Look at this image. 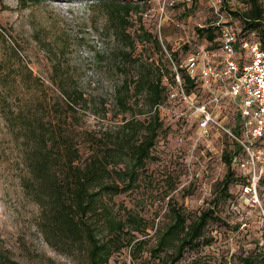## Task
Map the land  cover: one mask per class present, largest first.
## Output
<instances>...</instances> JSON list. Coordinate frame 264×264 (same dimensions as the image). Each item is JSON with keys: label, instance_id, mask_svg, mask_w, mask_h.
I'll use <instances>...</instances> for the list:
<instances>
[{"label": "rangeland", "instance_id": "obj_1", "mask_svg": "<svg viewBox=\"0 0 264 264\" xmlns=\"http://www.w3.org/2000/svg\"><path fill=\"white\" fill-rule=\"evenodd\" d=\"M20 1L0 0V263L87 264L84 254L48 244L38 226L40 206L22 183L30 176L26 160L30 134L23 123L43 120L49 128L61 126L85 148L86 133L114 123V87L126 77L131 80L133 73L157 60L152 65L156 74L160 71L164 84L174 86L168 55L162 56L139 29L142 25L157 33L156 19L164 0H134L144 5L143 19L132 13L128 23L110 19L116 7L104 3L41 0L24 5ZM224 1L233 9L245 7L242 0ZM163 19L165 46L177 64L195 51L215 48L217 38L211 41L197 32L213 20L209 0H174ZM234 23L241 28L238 20ZM130 51L132 58L125 55ZM191 94L202 101L211 97L203 85ZM173 105L161 110L164 129L153 148L156 159L141 171L134 190L114 197L115 210L139 213L149 222L151 237L169 222L170 201L196 217L216 198L217 211L229 226L209 223L206 234L213 241L187 252L183 262L201 257L213 264H233L234 256L263 250L258 212L240 187L230 184L232 196L218 198L227 172L224 154L234 149V139L222 128L204 133L197 122L183 123L178 117L183 103ZM104 108L110 109L107 116ZM121 119L120 114L118 123ZM221 119L226 128L234 127L235 108L223 107ZM261 197L264 201V190ZM154 242L151 238L146 248ZM158 263L147 251L133 260L125 248L108 264Z\"/></svg>", "mask_w": 264, "mask_h": 264}, {"label": "trees", "instance_id": "obj_2", "mask_svg": "<svg viewBox=\"0 0 264 264\" xmlns=\"http://www.w3.org/2000/svg\"><path fill=\"white\" fill-rule=\"evenodd\" d=\"M36 1L41 0L20 2L27 5ZM88 1L116 7L109 15L110 19L116 21L119 19L128 23L132 13H140L139 18L143 19L144 5L134 0ZM242 1L245 7L240 10L231 8L224 0L222 8L234 21L242 23L240 27L243 32L256 30L264 41V0ZM139 29L147 33L161 55L166 56L164 39L162 43L154 30H145L142 25ZM197 32L211 41L217 38L215 27L211 24L198 27ZM125 55L133 57L131 51ZM156 61L133 73L131 80L126 77L121 85H115L112 103L114 123L86 133L83 140L85 148L81 147V140L76 141L61 126L58 129L49 128L43 120L23 123L22 128L28 129L30 134V150H27L26 156L30 176L22 183L40 206L38 226L48 244L56 249L84 254L87 264H108L116 252L125 248H129L133 260L147 251L151 258L159 259L158 264H213L201 257L183 262V257L187 252L199 250L213 241V237L206 234L209 223L229 226L217 211L216 198L196 217L170 201L169 222L151 237L149 222L143 216L132 212L118 214V210H115L114 197L134 190L141 171L150 160L156 159L153 148L164 129L161 110L156 106L179 103L169 99V87L162 80L163 73L157 71L156 74V67L152 66ZM167 62L172 67L175 83V71L169 57ZM180 71L188 92L193 91L195 82L184 68H180ZM109 111L104 108V115L107 116ZM120 114L122 119L118 123ZM179 120L196 123L195 119L191 121L179 117ZM239 151L240 146L234 141V149L224 154L227 172L220 183L218 198L232 196L229 193L230 184H236L242 192L244 179L240 171L232 167L233 155ZM85 154L87 157L83 159ZM263 190L264 177L260 183L261 194ZM151 238L155 242L146 248ZM0 264L7 263L2 261ZM233 264H264V249L234 256Z\"/></svg>", "mask_w": 264, "mask_h": 264}, {"label": "built area", "instance_id": "obj_3", "mask_svg": "<svg viewBox=\"0 0 264 264\" xmlns=\"http://www.w3.org/2000/svg\"><path fill=\"white\" fill-rule=\"evenodd\" d=\"M209 1L217 46L212 50L195 51L181 64L167 51L162 36L163 13L174 0L169 3L164 0L160 7L156 30L175 71V83L169 86L168 96L170 100L183 103L178 117L183 120L195 117L204 133L212 128L225 129L239 144L240 151L233 155L232 167L238 169L244 179L242 194L249 205L256 208L264 233V201L260 192L264 177V41L256 30L243 32L238 28L233 17L223 10V0ZM180 68L195 82V88L203 85L211 93L209 101L188 92ZM227 104L236 111V123L230 128H226L221 119V111ZM156 108L162 110L168 106Z\"/></svg>", "mask_w": 264, "mask_h": 264}]
</instances>
